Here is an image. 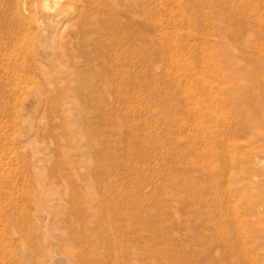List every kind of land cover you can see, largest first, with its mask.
Returning a JSON list of instances; mask_svg holds the SVG:
<instances>
[{
    "label": "rangeland",
    "instance_id": "obj_1",
    "mask_svg": "<svg viewBox=\"0 0 264 264\" xmlns=\"http://www.w3.org/2000/svg\"><path fill=\"white\" fill-rule=\"evenodd\" d=\"M0 264H264V0H0Z\"/></svg>",
    "mask_w": 264,
    "mask_h": 264
},
{
    "label": "bare ground",
    "instance_id": "obj_2",
    "mask_svg": "<svg viewBox=\"0 0 264 264\" xmlns=\"http://www.w3.org/2000/svg\"><path fill=\"white\" fill-rule=\"evenodd\" d=\"M58 1V0H57ZM59 3V2H58Z\"/></svg>",
    "mask_w": 264,
    "mask_h": 264
}]
</instances>
